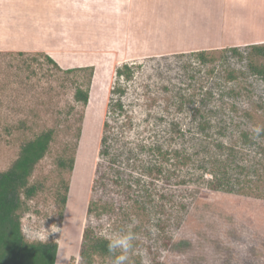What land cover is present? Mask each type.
Returning <instances> with one entry per match:
<instances>
[{"label": "rangeland", "instance_id": "374dc122", "mask_svg": "<svg viewBox=\"0 0 264 264\" xmlns=\"http://www.w3.org/2000/svg\"><path fill=\"white\" fill-rule=\"evenodd\" d=\"M214 3L221 13L213 0H49L54 9L41 13L40 32L55 43H43L46 51H0V171L27 140L59 129L31 177L40 187L24 199L22 216V225L59 229L48 236L59 244L57 264H80L85 226L101 230L87 207L107 119L119 158L102 161L113 167L105 192L113 211L104 217L114 232L135 219L129 264H264V135L252 133L264 127V80L254 72L264 59L250 46L206 51L207 60L194 53L225 37L219 19L202 13ZM124 63L135 74L120 79L124 111L110 117ZM76 67L88 68L65 71ZM91 67L83 106L75 86H87ZM79 125L70 172L57 160ZM113 259L95 256V264Z\"/></svg>", "mask_w": 264, "mask_h": 264}, {"label": "trees", "instance_id": "16d2710c", "mask_svg": "<svg viewBox=\"0 0 264 264\" xmlns=\"http://www.w3.org/2000/svg\"><path fill=\"white\" fill-rule=\"evenodd\" d=\"M251 54H257L264 59V43L249 45ZM248 46V47H249ZM238 51L239 48H232ZM207 50L195 51L199 53L202 60H207ZM47 60L54 63L58 68L61 67L48 54L45 53ZM88 67L68 68L67 73L84 70ZM89 80L84 84L77 83L74 92V101L77 104L87 106L90 101L91 82L94 75V68H90ZM254 72L264 80V60L261 65L254 66ZM135 74L132 64L124 63L116 69L118 81L113 86L111 99L109 102L108 116L113 117L116 113L124 111L123 96L125 89L120 83L122 77L130 80ZM82 117V116H81ZM81 121V118H79ZM70 132V130H67ZM111 124L109 119L104 123L103 135L99 156L101 160L96 165L95 178L92 185V195L87 207V219L103 218L106 214L113 211V207L106 200V186L109 183L110 173L104 166L103 160L109 157L113 161H118V156H112L111 148ZM73 143L69 140L65 142L62 152L57 160L61 168H68L73 172L76 165V151L82 135L81 125L77 126L75 134L73 131ZM264 135V133H261ZM59 137V129L56 127L47 128L33 138L22 144L17 158L6 170L0 171V264H57L59 244L57 241L48 240L47 242H33L28 240L21 232L23 206L25 200L31 199L39 191V184L31 182V177L36 166L45 158L50 151L53 143ZM121 184V182H118ZM64 194L60 202L63 208L66 207L69 197L70 183L64 184ZM25 199V200H24ZM95 256H113L107 250V241L97 235L90 224L86 225L82 235L80 249V264H95Z\"/></svg>", "mask_w": 264, "mask_h": 264}, {"label": "crops", "instance_id": "0c3cea01", "mask_svg": "<svg viewBox=\"0 0 264 264\" xmlns=\"http://www.w3.org/2000/svg\"><path fill=\"white\" fill-rule=\"evenodd\" d=\"M100 1L94 0L96 4ZM213 1H217L219 5L222 3L221 13L216 11L215 3L207 4L206 9H202V13L207 21L219 19V23L224 28L225 37H216L218 41L211 47L191 49L210 51L222 49V47L264 43V0ZM47 2L49 0H0V51H34V49L46 51L47 46H43V43L48 46L55 43L52 36L43 40V34L40 32L44 23V16L41 13L47 12L48 8L54 9L51 6L48 7L45 4ZM191 13L196 15L197 10L192 9ZM100 15L99 17H106L102 12ZM215 23L217 24V21ZM211 26H214V23ZM35 43H38L39 47H34Z\"/></svg>", "mask_w": 264, "mask_h": 264}, {"label": "clouds", "instance_id": "9594fccd", "mask_svg": "<svg viewBox=\"0 0 264 264\" xmlns=\"http://www.w3.org/2000/svg\"><path fill=\"white\" fill-rule=\"evenodd\" d=\"M252 133L259 137L261 133H264V127L254 126ZM97 223L101 226L98 235L107 241V250L114 257L112 264H129V254L134 248V241L136 239V234L133 231L136 223L135 219L133 218V222L119 232L110 230L107 217L101 218ZM56 231H59V229L56 226L53 227V225L50 229H45L44 222L42 225L29 224L21 226V232L27 239L33 242H47L49 233ZM141 264H145L143 259L141 260Z\"/></svg>", "mask_w": 264, "mask_h": 264}, {"label": "bare ground", "instance_id": "6f19581e", "mask_svg": "<svg viewBox=\"0 0 264 264\" xmlns=\"http://www.w3.org/2000/svg\"><path fill=\"white\" fill-rule=\"evenodd\" d=\"M78 213V212H77ZM79 216V215H78ZM63 249V248H62Z\"/></svg>", "mask_w": 264, "mask_h": 264}]
</instances>
